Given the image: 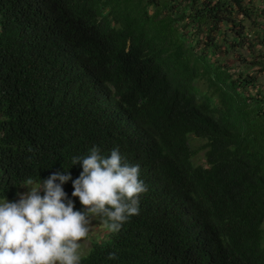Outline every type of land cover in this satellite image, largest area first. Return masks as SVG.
Segmentation results:
<instances>
[{
  "label": "trees",
  "instance_id": "1",
  "mask_svg": "<svg viewBox=\"0 0 264 264\" xmlns=\"http://www.w3.org/2000/svg\"><path fill=\"white\" fill-rule=\"evenodd\" d=\"M263 77L264 0H0V200L60 172L83 211L118 148L148 190L81 264H264Z\"/></svg>",
  "mask_w": 264,
  "mask_h": 264
},
{
  "label": "clouds",
  "instance_id": "2",
  "mask_svg": "<svg viewBox=\"0 0 264 264\" xmlns=\"http://www.w3.org/2000/svg\"><path fill=\"white\" fill-rule=\"evenodd\" d=\"M72 163L82 165L72 195L84 210H74L63 189L72 180L70 174L53 173L38 186L28 179L30 187L18 201L0 203V264H81V242L93 217L104 218L115 233L139 214V197L148 189L140 179V166L124 163L118 148L104 156L94 146ZM115 258L110 254L109 259Z\"/></svg>",
  "mask_w": 264,
  "mask_h": 264
},
{
  "label": "rangeland",
  "instance_id": "3",
  "mask_svg": "<svg viewBox=\"0 0 264 264\" xmlns=\"http://www.w3.org/2000/svg\"><path fill=\"white\" fill-rule=\"evenodd\" d=\"M263 82H264V77H263ZM192 141V146L194 148H200L202 147L205 142L201 139L191 137ZM195 163L198 165H205L206 164V157H205V151L200 150L197 158L195 159ZM39 184H34L33 186H38ZM30 186L26 184L21 188L20 194L26 192ZM44 193L41 192V195ZM19 196L17 197L16 201H18ZM9 202H12L8 200ZM4 200H0V203H3ZM104 220L100 219L99 217H93L92 224L90 227V232L86 240L82 241V248H81V257L86 256L89 254V252L92 249V243L94 242H100L104 243L109 239V229L108 227L104 224Z\"/></svg>",
  "mask_w": 264,
  "mask_h": 264
}]
</instances>
